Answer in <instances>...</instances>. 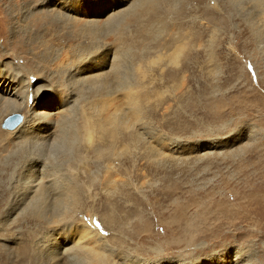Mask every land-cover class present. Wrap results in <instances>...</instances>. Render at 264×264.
I'll return each instance as SVG.
<instances>
[{
    "label": "rangeland",
    "instance_id": "1",
    "mask_svg": "<svg viewBox=\"0 0 264 264\" xmlns=\"http://www.w3.org/2000/svg\"><path fill=\"white\" fill-rule=\"evenodd\" d=\"M262 4L0 0V85L23 80L30 108L15 113L32 126L0 119V264H96L102 241L99 264H264ZM49 130L80 145L18 163ZM49 164L71 201L63 226L23 188ZM87 226L103 240L84 244ZM55 240L76 256L55 259Z\"/></svg>",
    "mask_w": 264,
    "mask_h": 264
},
{
    "label": "bare ground",
    "instance_id": "2",
    "mask_svg": "<svg viewBox=\"0 0 264 264\" xmlns=\"http://www.w3.org/2000/svg\"><path fill=\"white\" fill-rule=\"evenodd\" d=\"M261 7H262V10L264 11V5L262 4L261 5ZM261 10V11H262ZM110 52V51H109ZM109 54V53H108ZM118 64V63H117ZM22 79L21 78H19L15 73H9L8 75H6V76H4L3 78H2V82H1V85H0V87H1V89H0V91H1V94H0V119L1 118H4L7 114H10V113H15V112H21V111H23V110H28V108H30L29 107V105H28V103H27V100L29 101V98H28V93L26 92V90L24 89L25 88V86L24 87H22ZM24 83V82H23ZM60 84V83H59ZM71 86V85H70ZM74 89V88H73ZM69 90V89H68ZM76 91V90H75ZM67 92V91H66ZM66 92L64 93V94H66ZM74 92V91H73ZM29 93H31V92H29ZM19 94V96H17V95ZM41 94H43V93H41ZM69 94V93H68ZM50 95H52L50 92L48 93V94H44V95H41V97H40V99L41 98H44V97H47V96H50ZM131 95V94H130ZM36 96V95H35ZM30 97V96H29ZM22 99V102H20L21 100H19V99ZM71 98V97H70ZM73 98V97H72ZM68 100V99H67ZM24 102L26 103V104H24ZM35 107V106H34ZM69 107V106H68ZM60 111H62V110H60ZM54 112V111H53ZM65 112H67V111H65ZM55 113V112H54ZM54 113H53V115H54ZM47 115H46V117H47V119L48 118H50V116L52 117V115L51 114H48V113H46ZM38 115V114H37ZM83 116V115H82ZM30 117V116H29ZM35 118V117H34ZM23 119V118H22ZM22 119L15 125V126H13V127H5L6 129H10L11 131L13 130V129H15L21 122H22ZM25 119V118H24ZM32 120H35V119H32ZM41 120V119H40ZM85 120V119H84ZM88 120V119H87ZM91 120H92V118H91ZM30 120L28 119V118H26V120L24 121V123L22 124V125H19L18 127H17V131H16V134L17 133H20V134H23L24 132H26L27 133V131H29L31 128H32V126H30V123H28ZM49 121V120H48ZM64 121H66V120H64ZM32 122V121H31ZM93 122H95V121H93ZM59 123V122H58ZM58 123H56V124H58ZM97 123V122H96ZM99 123V122H98ZM54 124V123H53ZM55 124V126H57ZM60 124V123H59ZM59 124H58V126H59ZM34 125V124H33ZM93 125V124H92ZM52 126V125H51ZM64 126V125H63ZM97 126V125H96ZM62 127V126H61ZM87 127V126H86ZM104 127V126H103ZM91 128V127H90ZM97 128V127H96ZM58 129H59V127H58ZM66 129V128H65ZM92 129V128H91ZM94 129H95V127H94ZM93 130V129H92ZM31 131V130H30ZM59 131V130H58ZM87 131V130H86ZM100 132V131H99ZM10 133V132H9ZM72 133V132H71ZM70 133V134H71ZM83 133V132H82ZM40 134V133H39ZM108 134H110V133H108ZM79 135H80V132H79ZM32 136V135H31ZM38 136V135H37ZM70 136V135H69ZM0 137H1V135H0ZM3 137H5V136H3ZM30 137V136H29ZM33 137V136H32ZM31 137V138H32ZM36 137V136H35ZM70 137H72V138H68V136H66L65 135V137L63 136V134H60V133H56V134H54V130L52 131V132H50V130L49 131H47L45 134H44V140L43 141H34L36 144L33 146V148L32 149H30V150H26L25 151V155H23L22 154V151L23 150H19L18 149V151H16L17 153V155H20V157H18V163H20V162H25L26 160H30V158L31 159H33V160H35V161H39V162H43V160H44V155H48V157L49 156H51L52 155V153L53 152H47L46 150H51V148L53 147V149H55V150H58V149H56V148H59V146H60V143H62L65 139H67V140H69V142L72 144V145H77V146H79L80 145V142L79 141H81L80 139H78V137H76V136H70ZM19 139V138H18ZM17 139V140H18ZM85 139V138H84ZM83 139V140H84ZM90 139V138H89ZM6 140V139H5ZM9 140V139H8ZM50 140H52L51 142H48V141H50ZM13 141V140H12ZM14 141H16V140H14ZM31 141H32V139H31ZM30 141V144L32 143ZM101 141V140H100ZM9 142H11L10 140H9ZM23 142V141H22ZM25 142V141H24ZM24 142H23V144H24ZM4 144V143H3ZM8 144V143H7ZM14 144V143H13ZM19 144V143H18ZM27 144H28V142H27ZM104 145H105V142H104ZM1 146V145H0ZM32 146V145H31ZM21 147V146H20ZM1 148V147H0ZM79 148V147H78ZM2 149V148H1ZM0 149V150H1ZM36 150H38V151H36ZM79 150V149H78ZM80 151H81V149H80ZM100 151H102V150H100ZM51 153V154H50ZM58 153V152H57ZM57 153H54V154H57ZM78 153V152H77ZM82 153V152H81ZM89 153V152H88ZM83 154V153H82ZM10 155H11V157H9L8 159H7V162L6 163H4L3 165H1L2 166V170H6L7 171V169L9 168V166H10V164H11V161H12V156L14 155V153H10ZM58 155V154H57ZM99 155V154H98ZM101 155V154H100ZM99 155V156H100ZM9 156V155H8ZM53 156H55V155H53ZM77 156H79V155H77ZM47 157V158H48ZM83 157V156H82ZM47 158H45V159H47ZM81 158V157H80ZM16 159V158H15ZM14 159V160H15ZM45 162V161H44ZM47 162V161H46ZM45 162V163H46ZM49 162V161H48ZM46 165V164H45ZM48 166V165H47ZM46 166V167H47ZM50 166V168L48 169V167ZM49 166L47 167V169H48V173L49 174H47V172L45 171V173H43V175H45L43 178H38L39 176L38 175H32L33 177H31L32 179H31V181L30 182H28L27 184L28 185H24V189H26L27 191V194L29 193V195L27 196V198L29 199L30 198V196H31V193H36L37 192V190L39 189V191H38V195L40 196L39 197V199L37 200L38 202L36 203L34 200H36L34 197H33V200H32V202L34 203V206H36V207H38L37 209H39L38 211H40L39 213H38V215L37 216H35V217H39L40 216V214H42V212H46L47 211V209L49 208V209H51V212H49V213H54V216H51V215H49V218L51 219V221L52 220H55V222L57 223V224H62V226L63 225H65V224H63V223H65V220H64V218L62 217V214H61V210L66 206V205H69V204H71V201H69V203H68V201H67V196H68V192L66 191L67 189H66V187L63 185V183H62V185H60V179H61V176L59 175V174H56V172H52V169L53 168H51V167H53L52 166V164L50 165L49 164ZM55 167V166H54ZM42 169V168H41ZM40 170V169H39ZM46 170V169H45ZM42 172V171H41ZM37 174V173H36ZM42 175V174H41ZM30 176V175H29ZM53 176V177H52ZM66 179V178H65ZM1 182H4V180H0V200H1V203H0V205H8L9 203H8V198H7V195L8 194H11V191L7 188V187H4L3 185H2V183ZM63 182V181H62ZM69 183V182H68ZM67 183V184H68ZM41 184H42V186H41ZM65 184V183H64ZM41 186V187H40ZM34 187V188H33ZM28 188V189H27ZM33 188V189H32ZM73 188H75V187H73ZM71 189V188H70ZM15 193V192H14ZM24 194H26V193H24ZM26 197V196H25ZM36 198H37V196H36ZM29 201V200H28ZM66 201H67V203L68 204H66ZM16 203H18L17 201H16ZM19 204V203H18ZM17 205V204H16ZM29 207V206H28ZM27 207V208H28ZM0 208H2V206H0ZM13 210H14V208H13ZM0 211H1V209H0ZM70 211V210H69ZM77 211V210H76ZM72 212V211H71ZM64 213V212H63ZM76 213V212H75ZM66 214V213H65ZM78 215V214H77ZM69 216V215H68ZM43 217V216H42ZM70 217V216H69ZM72 218V217H71ZM77 218V217H76ZM20 219V218H19ZM18 219V220H19ZM43 219H47V216H45ZM49 219V220H50ZM68 219H70V218H68ZM72 220H73V218H72ZM16 221V220H15ZM71 220H69V222H70ZM72 222V221H71ZM70 222V225H72L73 223H71ZM74 222V221H73ZM52 223V222H51ZM55 223V224H56ZM12 224V223H11ZM54 224V223H53ZM49 225H50V223H49ZM52 226V225H51ZM50 226V227H51ZM55 226V225H54ZM58 226H60V225H58ZM83 226H85V225H83ZM6 227V226H5ZM10 227V226H9ZM72 227V226H71ZM71 227H68V228H71ZM57 228V227H56ZM68 228H64V230L65 229H68ZM121 228V227H120ZM8 229V228H7ZM51 229V228H50ZM83 229H84V227H83ZM95 229V228H94ZM93 228H92V226H87V228L86 229H84V230H82L83 231V235H82V241H83V243L84 242H88V241H93V242H98V240L97 239H99V238H97V235H98V233L97 232H95V230H94ZM54 230V229H53ZM57 235V234H56ZM101 238L99 239L100 241L101 240H103L102 239V236H100ZM80 240V241H81ZM116 240L117 241H120L121 243H123L124 245H126L127 243H128V241L127 240H122V238H116ZM64 243L63 242H61V241H59V240H55L54 242H53V245H54V248H53V253H56V257H55V259H65V256H67V259H70L71 257H73V256H76V255H73V252L75 251H72V250H69L67 247H64V245H63ZM74 244V243H73ZM82 244V243H81ZM85 244V243H84ZM108 244V243H107ZM78 245H79V243L77 244V248H78ZM49 246V245H48ZM72 246V245H71ZM70 246V247H71ZM105 246H104V244H103V241H102V244H97V245H95V246H93V248H94V251H92V255H89L90 257H92V258H90L89 257V259L90 260H92V262H96V264H99L98 263V257H101V259H102V263L104 262V258H103V253H105L106 251H107V249H105L104 248ZM121 247V246H120ZM80 249V248H79ZM78 249V250H79ZM77 250V251H78ZM97 250V251H96ZM69 251H71V252H69ZM90 252H88V254H89ZM97 253V254H96ZM50 254V253H49ZM111 254H112V252H111ZM1 256V255H0ZM87 257V256H86ZM57 261V260H56ZM91 264H93V263H91ZM106 264V263H105ZM129 264V263H128Z\"/></svg>",
    "mask_w": 264,
    "mask_h": 264
},
{
    "label": "water",
    "instance_id": "3",
    "mask_svg": "<svg viewBox=\"0 0 264 264\" xmlns=\"http://www.w3.org/2000/svg\"><path fill=\"white\" fill-rule=\"evenodd\" d=\"M21 120V115L19 113H11L4 118L2 125L5 127H13Z\"/></svg>",
    "mask_w": 264,
    "mask_h": 264
}]
</instances>
